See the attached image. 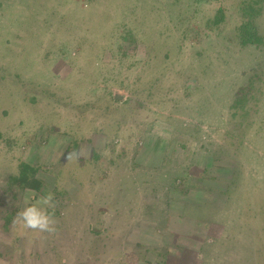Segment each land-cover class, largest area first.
<instances>
[{
	"label": "rangeland",
	"instance_id": "1",
	"mask_svg": "<svg viewBox=\"0 0 264 264\" xmlns=\"http://www.w3.org/2000/svg\"><path fill=\"white\" fill-rule=\"evenodd\" d=\"M246 1L0 0V264H264V0L259 44ZM22 160L54 234L13 224Z\"/></svg>",
	"mask_w": 264,
	"mask_h": 264
},
{
	"label": "trees",
	"instance_id": "2",
	"mask_svg": "<svg viewBox=\"0 0 264 264\" xmlns=\"http://www.w3.org/2000/svg\"><path fill=\"white\" fill-rule=\"evenodd\" d=\"M261 1H263V0H248V1H246L245 6L243 7L244 15L249 17V19L247 21L243 22V24L240 26L241 41L244 44H247V43L259 44L262 42V37H261V35H259V33L256 30V27L254 25V22L251 19V17H254L255 15H257L259 10H260L259 7L257 8L254 5L260 3ZM132 39H133V36H132ZM34 98H36V97H34ZM62 134L64 136H66L65 133H62ZM19 167H20L19 172H17L15 175L11 176V178L9 179L10 180L9 184H12L13 186H15L17 188V190L20 191L21 193L23 191H26V190H32V191H34L36 193H40V194H44L47 192V190H46L47 186L40 179H38L36 176V171H37L36 163H28V162L22 160L20 162ZM164 176L168 177V180H169L168 174L167 175L165 174ZM16 193L17 192L14 190L12 192V196L15 197ZM13 211L15 212L16 209H14ZM55 211H56V209H55ZM54 214L59 215L58 211H57V213L54 212ZM8 218H9V216L7 215V217H6L7 220L4 223L5 225H7V223H8ZM86 231L87 232L84 231V233H83L84 237H86V234L89 233L90 238H91L94 231L90 232L88 229ZM100 240L101 239H96V237L94 236V238H92V240L90 241L91 242L89 245L90 248H92L93 250H95V248H98V246H100V245H97V243ZM5 252L0 251V256H4Z\"/></svg>",
	"mask_w": 264,
	"mask_h": 264
},
{
	"label": "clouds",
	"instance_id": "3",
	"mask_svg": "<svg viewBox=\"0 0 264 264\" xmlns=\"http://www.w3.org/2000/svg\"><path fill=\"white\" fill-rule=\"evenodd\" d=\"M74 155L78 159L81 153H74ZM55 208L56 198L53 192L48 191L38 195L30 190L26 197V206L17 211L13 224L37 233L54 234L57 232Z\"/></svg>",
	"mask_w": 264,
	"mask_h": 264
}]
</instances>
